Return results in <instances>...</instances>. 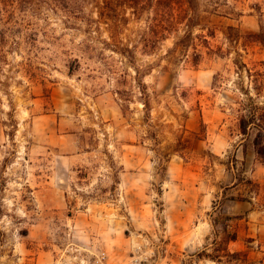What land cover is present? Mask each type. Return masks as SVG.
Here are the masks:
<instances>
[{
    "label": "rangeland",
    "instance_id": "1",
    "mask_svg": "<svg viewBox=\"0 0 264 264\" xmlns=\"http://www.w3.org/2000/svg\"><path fill=\"white\" fill-rule=\"evenodd\" d=\"M35 2L0 40V264H215L196 257L214 204L264 264V165L238 128L264 106V0Z\"/></svg>",
    "mask_w": 264,
    "mask_h": 264
},
{
    "label": "trees",
    "instance_id": "2",
    "mask_svg": "<svg viewBox=\"0 0 264 264\" xmlns=\"http://www.w3.org/2000/svg\"><path fill=\"white\" fill-rule=\"evenodd\" d=\"M8 1L9 0L6 2L5 0L3 3H6L7 5L4 4L3 7L1 6L0 8V40L15 36L12 28H8L10 25L13 26V24L17 25L27 24V22L30 23L29 17L26 15L29 10H34L36 5L35 0ZM130 1L135 3L140 0ZM2 2H0V4ZM162 2H169L167 8H170V3L175 4L174 0H156L157 4H161ZM182 3L188 4L189 0H182ZM173 20L172 16H170V20H168L167 24H156V20H154V24H152V28L153 26L156 28L152 35L154 40H152V38L147 40L146 46H151V44L153 45L156 38L162 37L165 32L173 28ZM27 25L30 26V24ZM24 33L31 36L34 33V30L28 27ZM247 106L244 107L243 114H241L238 118L239 133L242 137L241 142L246 140L250 131H254L253 137L250 140L252 150L256 158L264 165V106L255 105L251 97L248 98ZM9 135L12 136L11 134ZM241 146L242 153L245 156V145L242 144ZM210 216L212 238H210L208 245L196 254V257L198 259H207L215 264H243L247 258L245 253L230 252L228 250V244L235 242L237 239V222L241 220V216H229L223 214L220 209H218V205L215 206V204L212 206V213Z\"/></svg>",
    "mask_w": 264,
    "mask_h": 264
},
{
    "label": "built area",
    "instance_id": "3",
    "mask_svg": "<svg viewBox=\"0 0 264 264\" xmlns=\"http://www.w3.org/2000/svg\"><path fill=\"white\" fill-rule=\"evenodd\" d=\"M77 255L67 264H108V256L102 251H91L80 248Z\"/></svg>",
    "mask_w": 264,
    "mask_h": 264
},
{
    "label": "crops",
    "instance_id": "4",
    "mask_svg": "<svg viewBox=\"0 0 264 264\" xmlns=\"http://www.w3.org/2000/svg\"><path fill=\"white\" fill-rule=\"evenodd\" d=\"M82 155H84V154H72V155H68V156H65L64 158L68 161V164L70 165V167H76V166H78V164H79V162H80V159H81V157H82ZM166 170H167V168H166ZM162 212V211H161ZM211 213L212 212H210L209 214H206V216L209 218V220L207 221V220H204V221H202V222H200V224L199 225H202V227H204L205 228V226L206 227H208V229L210 228L211 229V232H212V226H211ZM223 213V212H222ZM166 219V218H165ZM166 222L164 223V228L166 229V231L167 232H171L172 231V228H174L175 227V225L173 224V225H171V224H169L168 222H167V219L165 220ZM198 226V224L196 225V227ZM237 232H238V230H237ZM238 234V233H237ZM210 236H211V234H210ZM210 242V237L209 236H206L205 237V243H204V245L202 246V249L205 247V246H207L208 245V243ZM232 243H235V242H231V243H229L228 244V250L230 251V252H232L230 249H229V246H230V244H232ZM192 257V256H191ZM203 260H207V259H203Z\"/></svg>",
    "mask_w": 264,
    "mask_h": 264
}]
</instances>
